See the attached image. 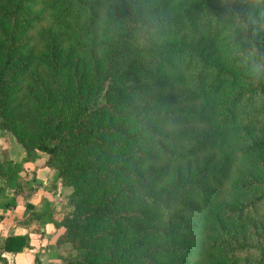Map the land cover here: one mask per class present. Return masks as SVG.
<instances>
[{
    "label": "trees",
    "instance_id": "16d2710c",
    "mask_svg": "<svg viewBox=\"0 0 264 264\" xmlns=\"http://www.w3.org/2000/svg\"><path fill=\"white\" fill-rule=\"evenodd\" d=\"M0 128L71 187L26 203L59 264H264V0H0Z\"/></svg>",
    "mask_w": 264,
    "mask_h": 264
},
{
    "label": "crops",
    "instance_id": "0c3cea01",
    "mask_svg": "<svg viewBox=\"0 0 264 264\" xmlns=\"http://www.w3.org/2000/svg\"><path fill=\"white\" fill-rule=\"evenodd\" d=\"M39 160L41 161L36 159L24 163L26 169H32L25 179L30 183L28 187L33 189H29L23 195H18L14 207L10 209L0 207V215H4L0 220V256L6 258L9 264L60 263L58 251L61 247L57 246L56 241L63 232V228L55 226L51 221L40 223L35 220L31 215L32 210H26V203L40 208L45 199L50 203L54 219L60 220L69 210L67 198L71 188L62 185L59 179L53 178V171L45 165L46 156H41ZM42 169L46 171V174L40 180L37 171ZM53 184H55L54 188ZM18 234L27 237L29 247L17 253L2 251L1 245L4 238Z\"/></svg>",
    "mask_w": 264,
    "mask_h": 264
},
{
    "label": "rangeland",
    "instance_id": "374dc122",
    "mask_svg": "<svg viewBox=\"0 0 264 264\" xmlns=\"http://www.w3.org/2000/svg\"><path fill=\"white\" fill-rule=\"evenodd\" d=\"M134 42L142 46H149L152 42V38L150 35L139 33L134 37ZM36 152L38 156L34 160L37 159L38 161H41L39 160L41 156H46V158L48 157L47 153L43 151L38 150ZM25 157H26V151L24 147H22L21 143H19L11 133L0 128V161H4V164H7L5 163L7 161L16 162L19 175L25 178L28 176V172L32 170V169H26V167L24 166V163L26 162L24 161ZM45 174L46 171L44 169L38 170L37 171L38 179L42 180L45 177ZM3 182H5V178L0 177V184H2ZM36 183L38 182L36 181ZM11 194H12V189L8 188V190L5 193V196L7 197L10 196Z\"/></svg>",
    "mask_w": 264,
    "mask_h": 264
}]
</instances>
